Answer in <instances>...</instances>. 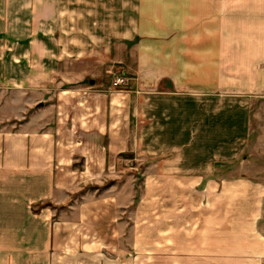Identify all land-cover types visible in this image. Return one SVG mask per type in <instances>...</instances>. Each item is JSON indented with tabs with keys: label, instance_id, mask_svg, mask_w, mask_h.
Here are the masks:
<instances>
[{
	"label": "crops",
	"instance_id": "obj_1",
	"mask_svg": "<svg viewBox=\"0 0 264 264\" xmlns=\"http://www.w3.org/2000/svg\"><path fill=\"white\" fill-rule=\"evenodd\" d=\"M0 81V264H264V0H0Z\"/></svg>",
	"mask_w": 264,
	"mask_h": 264
},
{
	"label": "rangeland",
	"instance_id": "obj_2",
	"mask_svg": "<svg viewBox=\"0 0 264 264\" xmlns=\"http://www.w3.org/2000/svg\"><path fill=\"white\" fill-rule=\"evenodd\" d=\"M101 1V0H100ZM138 19V18H137ZM151 18H145V21H148L150 20ZM99 20H103V21H106L107 20V17L105 18H99ZM116 20H117V23L121 21V17H116ZM109 65H112L110 68H109V72L107 71L106 73V70H105V74L104 75H99L98 76H94L95 77V80L96 81H103L105 84H108V85H111L115 78H123V74L122 72L119 71V69H117V66H114L116 64H113V63H110ZM116 78V79H117ZM125 79V78H124ZM3 82L0 81V91L2 90L3 86L6 87L5 89L10 92L11 90V86H10V83L9 82H5L6 86L2 84ZM85 83H89L88 80L85 82ZM54 100V99H53ZM26 117L29 116V112H26L25 114ZM11 117H5L4 119L0 116V124L1 122H10ZM129 155H132V153H125L123 155H121V157H129ZM120 157V158H121ZM141 161L139 160H120L119 161V167L121 165V167L125 168V176L122 175L123 173H121V175L119 177H115V178H104L103 182L102 183H99V184H96L95 182L94 183H90V182H87L86 184H83L82 188L79 189L77 192H75L73 195L74 196H79L81 193H86L89 191V193H94V191L96 192V195L98 194V192H101L103 188L107 187L111 181L114 182V181H123L125 180L127 185L129 186V189H130V193L131 195V200L132 203L130 204V207H133V208H136L135 210H132L133 208H131V214H133L131 216V218H129L128 216V211H125V212H122L121 213V219L126 220L127 224L125 225L126 226V232L128 230H131L133 231L134 228L137 229L135 230L136 233L139 231L138 230V227H139V220L142 219L143 220V216H145L143 214V211L142 213L139 211V206H138V201H139V197L141 195V189L142 187L144 186V178L143 176H141V171L144 169L141 164H140ZM127 174H129L128 176H126ZM93 182V181H92ZM154 183H155V178L153 176V181L151 184H153V187H149V189L147 190L148 191V194H149V198H148V213H147V216H146V219H147V224H148V232H152L154 233L156 228H157V224H156V221H157V217L155 216V213H156V210H155V205H154V201H155V198H154ZM144 188V187H143ZM145 192V190H144ZM153 195V198H151V196ZM72 197V196H71ZM130 202V201H129ZM137 204V205H136ZM136 205V206H135ZM147 206V205H146ZM56 213H57V216H55L56 219H58L60 216V208L61 207H56ZM141 214H142V218L141 217ZM135 220V225H134V221ZM259 227H260V230L264 233V213H263V216H262V219L259 221ZM133 225V226H132ZM171 232V231H169ZM150 242V241H149ZM134 254V252H133ZM133 261L135 262L134 264H140V260H139V257L137 258H132ZM155 261H156V258L154 256H150L148 257V260H147V264H155Z\"/></svg>",
	"mask_w": 264,
	"mask_h": 264
},
{
	"label": "built area",
	"instance_id": "obj_3",
	"mask_svg": "<svg viewBox=\"0 0 264 264\" xmlns=\"http://www.w3.org/2000/svg\"><path fill=\"white\" fill-rule=\"evenodd\" d=\"M125 79L124 78H117L114 82H113V86H118L120 84L125 83Z\"/></svg>",
	"mask_w": 264,
	"mask_h": 264
}]
</instances>
